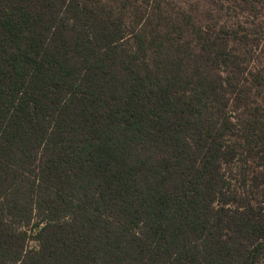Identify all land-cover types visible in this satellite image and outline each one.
I'll return each mask as SVG.
<instances>
[{
  "label": "trees",
  "instance_id": "16d2710c",
  "mask_svg": "<svg viewBox=\"0 0 264 264\" xmlns=\"http://www.w3.org/2000/svg\"><path fill=\"white\" fill-rule=\"evenodd\" d=\"M204 7L0 0V264H264V70Z\"/></svg>",
  "mask_w": 264,
  "mask_h": 264
},
{
  "label": "rangeland",
  "instance_id": "374dc122",
  "mask_svg": "<svg viewBox=\"0 0 264 264\" xmlns=\"http://www.w3.org/2000/svg\"><path fill=\"white\" fill-rule=\"evenodd\" d=\"M182 1V0H176ZM188 2V4L196 5L200 3L204 5V8H217L221 6L233 8L236 6H241L242 12L245 16H250L248 19L249 23V33L248 45L253 47L250 57L248 58L247 70L256 71L264 70V0H251L250 4H245L240 0H183ZM255 9V10H254ZM221 14V12H220ZM257 92L264 94V88L259 89ZM252 95H254L252 93ZM254 98L264 105V101L261 100L260 96L254 95ZM29 249L37 248V244L34 241L28 243Z\"/></svg>",
  "mask_w": 264,
  "mask_h": 264
}]
</instances>
